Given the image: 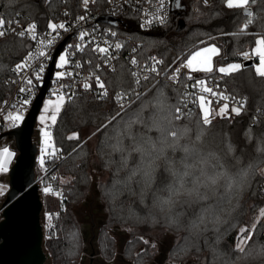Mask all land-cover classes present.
Listing matches in <instances>:
<instances>
[{"label":"trees","instance_id":"obj_1","mask_svg":"<svg viewBox=\"0 0 264 264\" xmlns=\"http://www.w3.org/2000/svg\"><path fill=\"white\" fill-rule=\"evenodd\" d=\"M90 2L91 7L101 8L107 0ZM250 6L252 18L244 9H230L226 0H217L212 7L200 6L196 13L179 10L165 27L151 32L143 33L136 25L122 31L141 44L143 56L160 57L165 68L214 39L221 47L220 62H245L243 53L252 49L257 36H264V0ZM63 7L76 13L78 0H0V18L22 14L26 21L45 28ZM182 20L186 26L177 31ZM248 20L252 23L242 31ZM30 46V41L18 35L0 37V104L12 91L14 67ZM250 70L251 66L218 75L232 93L247 96L249 109L264 111V77L251 80ZM100 75L107 96L77 97L57 120V144L65 155L60 178L66 211L46 220L45 249L52 264H79L82 235L73 210L80 207L90 187L93 155L108 175L99 190L112 225L128 227L135 234L158 227L181 233L172 253L177 261L205 254L206 264H264V214L244 250L236 247L241 231L247 229L249 234L264 208V117L250 112L235 115L229 110L230 118L219 117L209 125L198 111L176 119L182 98L179 90L164 82L137 84L121 62L115 71L102 70ZM118 93H127L123 108L116 101ZM91 131L96 134L86 141ZM173 131L176 139L169 135ZM74 134L78 140L69 139ZM185 147L189 154L183 151ZM186 163L193 167L185 178V190L165 203L178 179L173 173H182ZM209 177L216 183L209 182ZM194 178H199V194L189 195ZM44 199L47 212H53ZM132 237L124 250L131 259L138 258L137 247L142 245L141 239ZM115 246V239L104 229L101 252L111 259Z\"/></svg>","mask_w":264,"mask_h":264},{"label":"built area","instance_id":"obj_2","mask_svg":"<svg viewBox=\"0 0 264 264\" xmlns=\"http://www.w3.org/2000/svg\"><path fill=\"white\" fill-rule=\"evenodd\" d=\"M216 1L207 0L205 3V0H180V5L177 6V0H163V3L161 0H107L104 7L94 8L91 7L90 0L87 5L84 4V0H78V11L76 13L63 7L60 9L59 14L49 21V23H55L57 25L64 24L67 28V31L57 29L56 32H52L48 28L49 23L47 27L41 28L37 23L26 21L22 14L5 19L4 28L0 30H3L5 35L14 34L23 39H27L31 42V46L24 58L15 65L10 81L12 91L7 99L0 104V133L21 126L24 119L30 113L33 103L40 92V88L45 82L47 71L55 58L57 49L68 37L70 38L69 42L56 58L52 84L47 93V96L51 92L64 96L68 102L64 103L63 109L72 103L74 99L85 94L96 95L101 99L104 98L105 96L100 95L104 89H100L97 86L95 77L98 76L105 84L103 77L100 75V71H115L118 63L121 62L127 65L132 74H139L138 77L133 76L136 80L139 78L141 83L150 81L164 82L172 88L179 90L182 93V98L178 106L181 109V117L189 116L196 111L201 112L196 102V97L202 93L198 88L193 89L191 87L198 79L206 80L208 87L230 98L228 101L221 100L218 104L216 103L218 98L211 97L213 100L212 110L216 106H222L223 103H228L229 110H231L232 107L240 106V103L237 102H246L241 112H250L255 117H258V115L264 117V111L262 109H249L246 95L232 93L230 88L224 83L222 76L218 75L217 71H213L212 73H192L186 68H180V79L176 81L170 77H173L175 69L184 63L178 60L168 68H165L163 63L157 64L156 67L159 70V75L155 72L148 71L147 69L155 62L153 58L156 60L162 59L156 55L143 56L141 44L136 43L131 36L124 35V31H122L129 29L130 25H136L138 30L143 33L151 32L165 27L173 15L179 10L187 9L192 13H196L200 6L212 7ZM251 3H253V0H249L250 5ZM250 5L248 7L251 8ZM80 17H84L85 19L81 20ZM100 17H111L116 20H121V22L117 23V25H112L99 21ZM250 18L252 17L250 16ZM161 20L163 21L162 23ZM147 21L151 22L147 23ZM33 24L36 25V30L34 33H31L27 29ZM20 32H24V35L20 36ZM81 34H86L83 40L80 39ZM33 35L37 37L36 40L32 38ZM40 41H43V43H40ZM116 44H120L122 47L117 49L115 47ZM97 46L109 48L112 58L109 59L104 54L95 51L94 49ZM41 51L47 53V58L39 55ZM247 53L249 55L247 58L244 57L245 62H259V58L251 54L252 50ZM61 55L67 57L68 64L63 69V78H58L57 62ZM29 56L32 57L31 60H29ZM133 58L137 61L136 65H133L131 62ZM25 62H27L28 66L22 70H17V65L24 64ZM41 68L43 71L40 72V79L37 80L36 74ZM145 76L148 79H144ZM187 76H191L192 79H187ZM28 79L33 81L31 85L27 84ZM85 84H89L91 87L86 90L84 88ZM21 88H24L25 91L22 92ZM137 93L140 94L141 92L138 91ZM26 100L28 103H25ZM182 101L186 102V104ZM17 114L23 116L22 121L10 119V117H14ZM211 117H213V111ZM56 124L57 121L54 124L46 126L44 129V131L50 132L51 134V138H48V143L52 147L48 146L44 150V164L36 170V179L39 184L41 196L42 193L45 196V189L50 188L51 191L48 193L54 195L58 204L57 210L47 212L44 201L42 216L44 231L46 220L49 216H57L61 212L66 211V196L60 178L61 163L65 155L57 144ZM43 135L42 130L36 128L34 137H36L35 141L39 149L37 158L40 154Z\"/></svg>","mask_w":264,"mask_h":264},{"label":"water","instance_id":"obj_3","mask_svg":"<svg viewBox=\"0 0 264 264\" xmlns=\"http://www.w3.org/2000/svg\"><path fill=\"white\" fill-rule=\"evenodd\" d=\"M180 0H177V6ZM252 13V9L248 7ZM244 13L247 14L244 10ZM248 15V14H247ZM99 21L117 25L121 20L100 17ZM185 21H180L177 31H182ZM68 37L57 49L50 65L45 82L40 88L32 109L21 126L0 133V141L7 138L14 140L18 154L9 171V191L0 212V264H46L48 254L44 249L43 201L36 179L38 144L34 141L38 116L51 87L55 72L56 58L69 42ZM252 61L244 62L245 67L252 66ZM83 241H86L81 230Z\"/></svg>","mask_w":264,"mask_h":264},{"label":"snow or ice","instance_id":"obj_4","mask_svg":"<svg viewBox=\"0 0 264 264\" xmlns=\"http://www.w3.org/2000/svg\"><path fill=\"white\" fill-rule=\"evenodd\" d=\"M161 2L163 3V0H161ZM206 2H207V0H205V3ZM253 2H254V0H253ZM88 3H89V0H84L85 5H87ZM248 5H249V0H226V6L228 8H230V9L231 8L244 9L245 12L250 16L251 13L248 11ZM80 19L83 20L85 18L80 17ZM150 22L151 21H147V23H150ZM162 22L163 21L161 20V23ZM9 23H11V22L9 21ZM251 23H252V20H248V22L244 25V28L242 29V31H246L248 28V25ZM4 25H5L4 19L0 18V29H3ZM48 28L51 29L52 32H56L57 29H63L65 31H67V28L65 27L64 24L57 25L55 23H49ZM35 30H36V25H34V24L31 25L29 27V29H27V31H29L31 33H34ZM4 35H5V32L3 30H0V37H2ZM19 35L23 36L24 32H20ZM85 35L86 34H81L80 39L83 40ZM32 38L34 40L37 39V37L35 35H33ZM40 43H43V41H40ZM255 44H256V46L252 49V53H251L252 55L259 58V63H258V65L255 66V71H256L257 75L264 77V37L257 39ZM115 47L117 49H119L122 47V45L116 44ZM94 50L98 51L101 54H104L109 59L112 58L111 53L109 51V48H101V47L97 46V48ZM219 51L220 50L215 45H212V46H208V47H205V48H202V49H199V50L192 52L191 55L187 58L186 62L182 63L179 68L175 69L174 76L170 77V78H172L176 81H179V79H180V68H186L192 73H195V72L212 73L213 68H214L213 57L216 55H219ZM39 55L41 57L47 58V53H45L43 51H41ZM248 55H249V53H243V56L245 58H247ZM31 59H32V57L29 56V60H31ZM153 60L155 61L154 64L150 68H148L147 70L151 71V72H155L157 75H159V70L157 69L156 65L163 63V61L162 60H156L155 58H153ZM59 61H60V64H59L60 67H64L66 64H68V59L65 55H61L59 57ZM131 62L133 65L137 64V61L135 58H133ZM27 66H28L27 62H25L24 64H18L17 70H22ZM242 67L243 66L241 64L232 63V64H228L227 66H224V67H219L216 69V71H218L219 73L225 74V75H230L234 72L240 71ZM42 71H43L42 68L38 70V72L36 74L37 80L40 79V72H42ZM133 75L138 77L139 74L133 73ZM63 76H64V73H58L57 74L58 78H63ZM186 78L192 79L191 76H187ZM95 79H96L97 86L100 89H104V91L102 93H100V95L101 96H107V90H106V87H105V84L103 83V81H101L98 76L95 77ZM144 79H148V77L145 76ZM32 83H33V81L31 79L27 80V84L31 85ZM136 83L137 84L140 83L139 78H137ZM90 87H91V85H89V84L84 85V88L86 90L89 89ZM191 87L193 89L198 88L199 91L202 93L201 95L196 97V102H197V104L200 108V111L202 113L201 118H202L203 123L205 125H209L211 123L210 117L212 116V111H213L212 110L213 100L211 99V97H217L218 99L216 100V103H218V104L221 100L228 101L230 98L225 96L223 93H217L213 90V88L208 87L206 80L198 79L191 85ZM21 91L23 92V91H25V89L21 88ZM137 96H139V93H137ZM126 97H127V93H118L116 96V101L120 105L121 108L124 107L123 101L126 99ZM232 99H234V98H232ZM66 102H68V101L66 100V98L64 96H59L58 101L55 102V104H53V101L50 100V101H48V105L54 106L55 112L58 114L61 111L64 103H66ZM182 102H184V101H182ZM25 103H28V101L26 100ZM184 103L186 104V102H184ZM237 103H240L239 107H232L231 108V113H234L235 115H239L241 113L246 102H237ZM45 111L46 112L48 111L47 106L45 108ZM176 112L178 114L176 116V119H180L182 116L181 109L177 108ZM228 112H229V104L223 103L222 106L219 107L216 114L221 116V118H225V117L230 118V116L228 115ZM117 115H119V113H117ZM56 118H57L56 115L51 116V120H52L53 124L55 123ZM10 119H12L14 121H22L23 116L17 114L14 117H10ZM113 119H115V117H113ZM44 120H45V117L42 116L41 122L43 123ZM109 122H111V121H109ZM42 132H43L45 137H47L49 139L51 138L50 132L44 131L43 129H42ZM92 135H95V133H93ZM169 135L172 136L173 139L177 138V132H175V131L170 132ZM69 139H77L78 140L79 135L74 134L73 136L69 137ZM49 147H52V145H49ZM136 150L140 151L141 149L139 147H137ZM183 151L186 154L190 153V149H188L187 147H185L183 149ZM12 156H14V153H11L7 148H5L3 150V153H0V171H6L7 170L5 167L6 158L12 157ZM40 162H41V165L44 164L43 157H41ZM200 163L204 164V163H206V161L201 160ZM192 167H193V165L186 163L184 165L185 170L182 173H175V172L173 173L174 175H176L178 177V179L176 181V185L174 187L170 188V197H169V200L165 201V203L171 202V196L172 195H179L182 190H185V178L191 174L190 169ZM208 180L212 184L216 183V179L213 177H209ZM198 185H199V178H194L193 187L191 189H187L188 194L191 195V194L195 193L198 195L199 194ZM50 191H51L50 188L45 189V192H50ZM48 219L50 221L51 216H49ZM242 231H247V229H244ZM246 239H250V236L247 238L242 237L240 239V242L237 245V247L240 248L241 251H243V248L241 247V245L245 242ZM145 243H147V241H145ZM153 247H154V245H153Z\"/></svg>","mask_w":264,"mask_h":264},{"label":"rangeland","instance_id":"obj_5","mask_svg":"<svg viewBox=\"0 0 264 264\" xmlns=\"http://www.w3.org/2000/svg\"><path fill=\"white\" fill-rule=\"evenodd\" d=\"M261 37H264V36H257L256 40L261 38ZM256 40H255V42H256ZM212 45H215L220 50L219 51V55H216V56L213 57V66H214L213 71H216V69L219 68V67H224V66H227L228 64H232V63H238V64H241L243 67H245L243 61H233V62H230V63H222V62H220L219 61V57H220V54H221V47H220V44H219L218 40H216V39L207 40V41H204L203 43L199 44L197 47H195L187 55V57H185L183 59V62H186L187 58L191 55L192 52H194L196 50H199V49H202V48H205V47H208V46H212ZM255 46H256V44L254 43V46L252 47V49ZM258 63L259 62H255L251 66V70L249 71L250 72L249 78H251V80H255L256 81V80H261V78H262L261 76L257 75L256 71H255V66L258 65ZM59 64H60V61L58 59V62H57V74L58 73H63V69L66 66L65 65L64 67H60ZM243 67L241 68V70L243 69ZM220 74H222V73H220ZM59 96H61V95L54 94V93L51 92L46 97V99L44 101V104H43V107L41 109V112H40V114L38 116V119H37L36 128H38L39 130H42V129L44 130L46 126H49V125L53 124L52 120H51V116L52 115H56V117H57L56 121L58 120V118H59V116H60V114H61V112L63 110L64 105H63L61 111L57 114L55 112L54 106H49L48 105V101L51 100V101H53V104H55V102L58 101ZM126 99H128V96L126 97ZM123 103H125V100L123 101ZM46 106L48 107V111L47 112L45 111ZM219 107L220 106L214 107V109H213V117H210L211 120L221 117V116L216 114V112L218 111ZM42 116L45 117V120H44L43 123L41 122V117ZM56 121H55V123H56ZM93 133L96 134L95 131L94 132L91 131L90 133L87 132V135L85 134L86 137H87L86 141L92 140V138L95 136V135H92ZM35 140H36V137H34V141ZM48 141H49V139L44 137V135H43L42 136V145H41V149H40V154H39V157L37 158L38 163H37V166H36V170H38L39 167L41 166V162H40L41 161V157H43L44 150H46L48 148V146H49ZM5 148H7L11 153H14V156L6 158L5 167H6L7 170L6 171H0V209H1V206H2V204H3V202H4L5 198H6V194L9 191V171H10L12 165L14 164L16 156L18 154L17 150L15 149L14 140H10V139H7V138L1 140L0 141V153H3V150ZM90 176H91V184H90V187H89V189H88V191L86 193V196L89 195V201H92V200L97 199L99 197V195H97V191H100L99 190L100 184L102 182H105L107 180V177H108V175L105 174L104 172H102V170L100 169L98 160L96 159V157H94V155L92 156L91 165H90ZM86 196H85L84 200L82 201V203L87 199ZM44 197L48 200V204L50 206L49 209L55 210L54 207H56L58 204H57V200L54 197V195H52V194H50L48 192H45V196H44V193H42L41 198H42V201H43V205H44V201H45ZM104 207L106 208V205H104ZM106 211H107V209H106ZM80 212H82V208H80V210H79V208L73 210V213H74L77 221L79 222V224L83 223L82 217H80L81 215L78 216V214H80ZM263 214H264V208L260 209L259 215L256 217L255 223L252 225L251 232H249V234L248 233L246 234L245 231H241V233L239 235L238 242L236 244V247H237V245L240 242V239L242 237H244V238H247L249 236L251 237L252 231H253L256 223L262 218ZM1 219H2V213L0 212V221H1ZM81 225H79V226H81ZM119 229L120 230H127V231L131 232V229H129L128 227H119ZM126 233H128V232H126ZM166 233H170V235H172L173 238L175 239L174 240L175 242H178L181 239V237H182L181 233L172 232V231L168 230L165 227H163V228L158 227V228H153L151 230H141L139 232H136V235L138 236V239H141L140 241L142 242V245L140 247H137V252H139L140 249L142 248V246H144L146 244L150 247V250H152L153 248H152L151 245L153 243L156 244V242L153 241V240H156V239L160 240ZM45 239H46V233L44 231V243H45ZM248 240L249 239H246L245 242L241 245L243 250H244ZM145 241H147V243H145ZM44 249H45V245H44ZM83 249H84L83 241L81 240L79 264H80L81 259L84 257ZM237 249L240 250V248H238V247H237ZM45 252L49 256L48 261L46 262V264H52L51 255L48 253V251L46 249H45ZM184 262H185V264H206L207 263V256L205 254H193Z\"/></svg>","mask_w":264,"mask_h":264},{"label":"flooded vegetation","instance_id":"obj_6","mask_svg":"<svg viewBox=\"0 0 264 264\" xmlns=\"http://www.w3.org/2000/svg\"><path fill=\"white\" fill-rule=\"evenodd\" d=\"M97 195L99 197L92 201H89V195L86 196L87 199L79 207V210L82 208V212L78 216L81 215L83 221L79 227L86 237L85 242L82 237L84 257L80 264H185V262L173 259V249L178 242L174 241L170 233H166L160 240H153L156 244L151 245L152 250L147 244L142 246L136 253V256L139 254L138 258L131 259L125 256V243L136 234L132 230L131 232L120 230L118 226L112 225L100 191H97ZM104 229L108 230L116 241L114 256L111 259L101 252L100 240Z\"/></svg>","mask_w":264,"mask_h":264}]
</instances>
